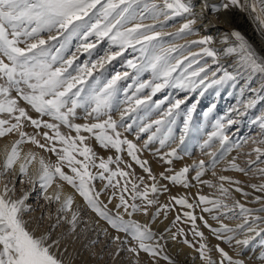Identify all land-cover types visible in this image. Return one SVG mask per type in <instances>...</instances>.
<instances>
[{"label":"snow or ice","instance_id":"obj_1","mask_svg":"<svg viewBox=\"0 0 264 264\" xmlns=\"http://www.w3.org/2000/svg\"><path fill=\"white\" fill-rule=\"evenodd\" d=\"M236 11L256 22L262 37L260 48L234 28L220 38L219 49L213 47L217 41L210 35L185 44L166 45L164 42L165 36L175 41L197 35L195 26L208 12ZM174 17H182L184 22L175 32L163 31L166 22ZM149 20L151 23L145 22ZM224 22L230 24V18ZM61 37L63 42L59 41ZM72 38L79 43L75 52L66 55ZM52 41H57L59 47ZM102 42L108 44V50L92 59L93 50ZM193 46L198 50L193 51ZM128 49L137 55L123 63L125 71H116L105 78L103 74L93 76ZM83 54H87L88 59L77 63ZM205 57L211 58V63ZM222 58L233 64L232 72L221 62ZM145 74L149 78L141 79ZM254 76L264 78V0H219V3L212 0H0V139L15 137L0 153V264H65L63 255L67 249L60 250L63 236L53 237L61 224V216L38 235L25 219L30 211L26 203L28 191L21 188L17 194V184L33 188L38 184L44 193L55 185L53 194L45 195L44 199L60 205L57 212L65 214L63 221L69 226L68 232L75 234L79 213L72 211L73 196L65 195L61 199L64 185L70 186L83 198L86 207L117 233L112 242L128 246L127 252L133 254L132 264H142L140 253L150 258V264H158L157 257L173 264L169 257L161 254L163 246L158 241L151 243L156 233L150 224H141L133 217L136 213L149 216V210L158 205V195L170 193L169 185L191 187L192 171L195 172L192 180L216 188L219 197L210 199L198 195L190 203L186 196L170 195L168 204L159 205L152 212L151 221L157 219L161 210L167 219L169 205L174 203L191 210L183 212L186 218L183 222L189 223L192 235L199 238L198 247L186 238L183 243L198 253L202 264H246L245 252L257 237H260L259 253L254 256L259 264H264V217L258 214L264 213V195L249 200L261 207H245L232 195L234 191L246 199L251 196L241 187V180L224 175L218 177V184L201 180L206 170L203 160L175 170L171 167L177 158L175 148L166 153L150 149L156 141L161 148L165 146L172 132L170 125L181 115V105L188 99L187 96L183 99L165 96L153 101L157 93L171 88L189 94L199 92L203 96L208 89L215 88L219 96L220 88L236 87L237 77L247 81ZM128 79L131 83L121 87V81ZM250 91L255 93L252 98L238 100L245 110L264 100L256 89ZM260 91H264V87ZM121 92L123 100H120ZM243 94L244 88H241L240 95ZM165 103L166 109L162 108ZM214 107L204 115L207 117ZM141 108L146 113L159 110L160 118L139 124L132 118L128 123L129 114ZM195 109L196 104H192L183 112L184 134L189 130ZM232 111L239 116L246 114L239 108ZM140 119L142 121L143 117ZM81 120L83 122H79ZM257 120L264 130V117ZM237 122L231 116L226 119L228 126ZM153 126L155 131H152ZM28 128L32 132L27 131ZM165 128L166 131H162ZM213 129L202 147H209L214 138L222 147L228 140L224 118L216 120ZM125 133H134V139H129ZM145 133L149 134L142 140ZM252 144L255 146L248 154L246 166L241 167L234 157L225 171L244 176L251 173L260 182L247 186L255 193L264 194V167H253L264 164V139L253 140ZM25 145L30 146L26 151ZM97 146L110 154H98ZM145 152H152L159 163L169 167L154 173L149 160L143 158ZM253 153L254 159L251 158ZM209 155L214 157V166L215 153ZM137 166L146 176L135 174L133 169ZM97 180L105 182L99 189L93 183ZM109 188L113 191L105 203L101 196ZM229 200L231 205L226 202ZM109 205L113 207L110 209ZM201 205V211L209 213L217 227L203 216L194 215ZM214 212L217 214H212ZM197 219L216 240L227 244L235 256L219 244L209 246ZM234 219L241 220L235 228L224 223ZM178 221H181L179 214L172 226ZM166 231L173 241L186 235L183 228L175 233L170 228ZM120 233L126 238L121 240ZM240 236L243 238H238ZM163 238L161 234L160 239ZM121 250L117 248L113 259Z\"/></svg>","mask_w":264,"mask_h":264},{"label":"rangeland","instance_id":"obj_2","mask_svg":"<svg viewBox=\"0 0 264 264\" xmlns=\"http://www.w3.org/2000/svg\"><path fill=\"white\" fill-rule=\"evenodd\" d=\"M160 2V0H157ZM146 23H151V21H145ZM184 22L182 17H174L173 19L166 22V26L163 29L165 32H175L180 27V24ZM46 35V34H45ZM193 36V37H192ZM186 36L184 39H177L172 41L171 37L165 36L164 42L167 45L168 43H176V44H185L191 40H196V36ZM188 37V38H187ZM190 38V39H189ZM60 42H63V37L59 38ZM56 47H59V43L57 41H52ZM79 43L78 39L72 38L68 43V51L66 55L76 51V45ZM216 46V44H214ZM220 48V47H219ZM108 50V44L106 42H102L100 45H97V48L93 50V57L92 59H96L100 55H104L105 51ZM198 50L196 46H193V51ZM137 55L133 53L131 49H128L123 56L117 57L111 64H106L104 69H101L99 72H94V77H101L102 78L110 77L111 74H114L116 71H125L126 69L123 68V63L127 59H133ZM88 59L87 54L80 55L79 61L77 63H83L85 60ZM209 63H211V58L205 57ZM224 59L222 58V63ZM227 64L224 63L225 67L228 71L232 72L234 70V66L231 62L226 61ZM203 63V60L201 61ZM231 64V66H230ZM228 65V66H227ZM215 67V65H213ZM231 67V68H230ZM131 75V70H128ZM149 75L145 74L141 79H148ZM91 80L92 77H89ZM264 78L260 76H254L251 80H247L243 77H237V85L235 88L231 87H224L220 88V95H216V89L210 88L208 89L203 96L197 93H185L181 92L178 89H165L164 91L157 93L155 97H153V101L159 100L164 98L165 96H170L172 99H183L185 96L188 99L185 101V104L181 105L180 111L181 115L175 117V123L170 125L172 132L170 134V138L166 142L163 148L160 147L158 141L154 142L150 145V149L152 152L159 149L161 153H166L171 149L175 148L177 152V158L174 159L173 167L175 170H179L180 168L186 165H192L194 163H199V161L203 160L205 162V174L201 177V180H208L211 181L213 184H218L219 180L218 177L220 175L233 177L235 179L241 180L243 183L241 187L244 188V191L249 192L251 196L249 198H245L241 196L239 193L232 192L233 197L236 200H239L240 203L244 204L245 207L250 209H257L261 207L260 204H253L250 203L249 200L253 199L257 195H264L261 193H255L253 190L248 187L249 183H259V179L256 176H253L249 173V176H244L241 173L233 172V171H225L228 167L229 163L235 157L236 162L241 166L245 167L247 164V160L249 159V153H251L252 148L255 146L252 144L253 140H260L264 139V130H262L259 126V121L256 120L258 117H264V100H261L254 108H249L245 110L243 108V104H238L239 101H245L249 98H252L255 93L250 91V89H256L261 96H264V91H260L264 84L262 83ZM131 83V79L122 80L121 87H127V85ZM248 83V84H247ZM259 84V85H258ZM263 84V85H262ZM258 86V87H257ZM230 88V89H229ZM241 88H244L243 96L240 95ZM248 88V89H247ZM246 90V91H245ZM134 91V89H133ZM231 93V95L229 94ZM143 95V93L141 94ZM250 96V97H249ZM245 97V98H244ZM124 99V93H120V100ZM192 104H196V109L193 112L192 120L189 125V130L187 134L183 133V112L187 110V107L191 106ZM215 105L212 112L208 114L206 117L204 115L205 112L208 111L210 107ZM167 103H165L162 108H167ZM234 108H239L240 111H245V115L239 116L235 111H232ZM80 115L83 116V112H80ZM231 116L234 120L238 121L237 123L228 126L226 123V119ZM116 117H119V113H116ZM141 117L143 120L141 121ZM132 118H136L137 124L143 123H151L152 120L159 119V110H154L151 112H147L141 108L136 112H132L129 114V117L126 118L128 123L132 122ZM224 118L225 121V133L228 136V140L225 142L224 146L222 147L218 139H213L210 141L209 147H202L204 142L208 140L209 135L214 131L213 124L216 120ZM253 121H256L255 123ZM79 122H83L82 120ZM27 131L32 132L31 128H28ZM152 131H155V126H153ZM162 131H166L162 129ZM149 133H145L142 135V140L147 138ZM128 135L129 139H134V133ZM183 135V143L181 142V136ZM12 139L15 137H9L0 139V146L4 148V144L10 143ZM6 143H5V141ZM142 140L140 143H142ZM247 140V143L244 141ZM237 144H240V147H236ZM25 148L30 147L28 145L24 146ZM264 147V146H262ZM35 150V149H34ZM38 151V150H37ZM96 151L100 155H107L110 153H105L104 150L99 149L97 146ZM152 152H145L143 153V158L149 160L150 165L153 169L154 173H159L165 167H169L167 165H163L162 163L158 162V158H154ZM209 153H215L216 163L213 166V159L212 155ZM251 158H255V154H252ZM54 159V158H53ZM125 159H128L125 154ZM264 167V164L254 165L253 167ZM35 165H33V168ZM112 167H115L114 165ZM137 176L145 175L139 167H134L133 169ZM30 171H32L30 169ZM213 172L216 173V176H213ZM191 176H195V172L192 171L190 173V184L191 187L185 189L181 186H173L169 185L170 193H163L158 195V205L153 207L149 210V216H144L142 213H136L133 219H136L141 224H150L152 231L156 233L154 240L151 242L155 244L157 241L160 245L163 246L162 255H166L169 257L173 264H189L187 260L184 258V253H178V247L183 246L187 249H190L187 245L183 243L184 239L186 238L189 242L196 245L198 247V237H194L191 232V225L189 223L183 222L186 218L183 217V212L191 211L189 209H183L174 203L169 205V210L167 214V219L164 217L163 210H161V214L157 217V219L153 222L151 221V214L156 210V207L159 205L168 204L169 196H186L189 202H193L194 198L198 195H205L208 196L210 199H216L219 197V193L216 188H210L205 184L199 183L195 180L191 179ZM62 183L60 181H57ZM97 189H99L103 183L102 181H94L93 182ZM123 181H121V184ZM148 183H151L148 181ZM163 183H167L164 181ZM64 189L67 190V194L69 193L74 194L79 202H83V198L80 197L74 189H72L68 185H64ZM225 187H228L226 184ZM23 188L24 190L28 191L29 199L26 203L30 207V211L27 213V218L29 215V219L31 223L37 224L38 227L42 228L43 230L48 228L50 224L55 223L57 216L60 214L57 212L59 208V204L56 202H48L44 199L45 195H51L53 192L51 191L52 188L48 190V193H44L37 184L34 188L30 185H19L17 184V194H20V189ZM113 189L109 188L106 191V194L101 196V200L103 202H107L108 196L111 195ZM119 195V191L117 190V196ZM36 202V204H35ZM116 201L114 200L113 203ZM199 203L198 201H196ZM231 205L232 201H226ZM84 202L82 203V205ZM59 205V206H57ZM85 205V204H84ZM32 206V207H31ZM57 207V208H56ZM113 205H109L111 209ZM197 207L194 211V215L197 217L203 216L213 227H217L216 221L211 219V215L209 213H205L201 211V208ZM210 207V205H209ZM56 208V209H55ZM88 210V211H87ZM34 211V212H33ZM79 213L77 219V231L75 234H69L68 232V225L61 221L60 226L53 232L54 236H66L69 235L72 239V242L76 245L79 249L78 256L76 257L77 260L83 259L85 260L84 264H132L133 261V254L127 252V245H120L119 243H113V237L117 235V233L111 229L104 221L100 220L93 212H91L86 205L83 209L77 210L74 209ZM238 211V209H237ZM47 212V213H46ZM55 212V213H54ZM34 213V214H33ZM36 214V215H35ZM46 214V215H45ZM56 214V215H55ZM181 215V221H178L176 226H172V221L175 219L177 215ZM217 214V213H212ZM262 217H264V213H258ZM43 217V219H41ZM36 218V219H35ZM70 218V216H69ZM89 218V219H88ZM127 218V217H126ZM87 221V222H86ZM52 222V223H51ZM86 222V223H85ZM224 223L228 224L230 227L235 228L237 224L241 223V220L234 219V220H225ZM40 226H39V225ZM48 225V226H46ZM197 225L201 231L204 232L206 237V243L209 246L219 244L220 247L224 248L225 251L229 252L230 255L235 256V253L232 251L231 248L227 244H224L222 241H218L215 239L211 233L203 227V222L197 219ZM67 228V230L65 229ZM171 229V232L175 233L178 228H183L185 230V236H178L177 240L173 241L171 239L170 234L166 231V229ZM64 229V230H62ZM61 230V231H59ZM58 231V233L56 232ZM163 234L164 238L160 239V235ZM121 240L125 239L123 233L119 234ZM88 236V237H87ZM238 238H243L242 236ZM260 237H257L255 241L252 242L250 248L247 252H245L246 264L247 261H252L253 264H259V262L255 259L254 253H259L258 242ZM95 241L93 244L92 242ZM235 246V245H234ZM120 247L122 250L120 251V255L113 259V255L117 251V248ZM193 256L198 257V253H196L193 249H190ZM80 253V254H79ZM251 254V255H250ZM253 254V255H252ZM81 255V256H80ZM179 255V256H178ZM215 255V254H214ZM84 256V257H83ZM183 258H182V257ZM181 257V259H179ZM249 257V258H248ZM140 258L142 264H150V258L147 257L145 253H140ZM158 264H167L166 260H161L157 257ZM202 263V262H201Z\"/></svg>","mask_w":264,"mask_h":264},{"label":"bare ground","instance_id":"obj_3","mask_svg":"<svg viewBox=\"0 0 264 264\" xmlns=\"http://www.w3.org/2000/svg\"><path fill=\"white\" fill-rule=\"evenodd\" d=\"M212 2L213 3H219V0H212ZM197 11L199 12V8H197ZM226 18H230V21H231L230 24H226L224 22ZM195 28L197 30V35H194V37L196 36V38L199 39L203 35H210V36H212L214 38V40L217 41V43H215L216 46L213 45V47H216L217 49H219V47H221V45L218 43V41L220 40V38L225 33H228L233 28L239 30L243 35H245V37L247 39H249L251 42H253L257 46V48H260L261 47V39H262V37L259 34V29L257 28V24H256V22L252 18H250L245 13H240V12L236 11V12H230V13L221 12V13H218V14H213L211 12H208V13H206V18H205V16H201L199 18V22L195 26ZM223 63L227 64L225 62V60L223 61ZM230 66H231V64H230ZM5 143H6V141H5ZM1 146H0V153H2ZM24 149L26 151L27 150V147L26 148L24 147ZM30 169L32 170V168H30ZM54 188H55V185H53V188L51 189L52 192L54 191ZM64 188H63V193H62L61 199H63L64 196L67 194L66 192H67L68 189L66 190ZM69 195H72L73 196V200H74V203L72 205V211H74V209L80 210V209H83L84 208L85 205L84 204L82 205L83 202L82 203L79 202L74 194H72V193L70 194L69 193ZM35 204H36V202H35ZM57 206H59V205H57ZM64 215L65 214H63V213H60L59 214V216H61V221H63V216ZM29 216H31V215H29ZM29 216L27 218H25V219H27L29 221V228L30 229H34L38 235L41 234V233H43V232H45L46 230H48L49 227L43 230L42 228L38 227L37 224L35 225L34 223H31L30 222V219H29ZM68 216H70V213H68ZM46 226H48V225H46ZM65 229L67 230V228H65ZM62 230H64V229H62ZM59 231H61V230H59ZM56 232L58 233V231H56ZM54 235L55 234H53V237L55 238ZM73 242H72V239H71V237L69 235L66 234V236L65 235L63 236V239L61 241V249L60 250L62 252H64V249L65 248L67 249V251L64 252V255H63V259L65 261V264H84L85 263L84 258L83 259H80V257H79V260L76 259V257L78 256V252H79V249L77 247H79V246H77L78 243L75 245ZM178 251H179L178 253H180V254L181 253H184V255H185L184 258L187 260V263H189V264H202L198 257L193 256L195 254L192 255V252H191L190 249H187V248H185L183 246H179L178 247ZM181 257L179 259H181ZM247 264H253V263H252V261H247Z\"/></svg>","mask_w":264,"mask_h":264}]
</instances>
